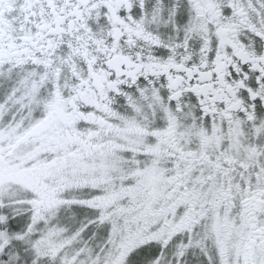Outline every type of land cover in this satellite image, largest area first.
I'll list each match as a JSON object with an SVG mask.
<instances>
[{
    "label": "snow or ice",
    "instance_id": "1",
    "mask_svg": "<svg viewBox=\"0 0 264 264\" xmlns=\"http://www.w3.org/2000/svg\"><path fill=\"white\" fill-rule=\"evenodd\" d=\"M0 264H264V0H0Z\"/></svg>",
    "mask_w": 264,
    "mask_h": 264
}]
</instances>
